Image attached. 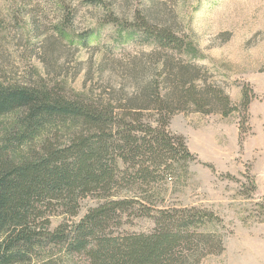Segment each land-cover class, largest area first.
<instances>
[{
	"label": "trees",
	"instance_id": "obj_1",
	"mask_svg": "<svg viewBox=\"0 0 264 264\" xmlns=\"http://www.w3.org/2000/svg\"><path fill=\"white\" fill-rule=\"evenodd\" d=\"M125 33L151 52L118 88L68 98L48 85H0V119L16 116L0 125V264H201L225 252L214 212L158 206L167 181L195 160L170 121L241 112L242 144L254 93L243 87L234 105L171 28L143 20ZM88 198L99 204L72 221ZM55 217L65 221L52 230ZM139 218L154 221L151 233L122 232Z\"/></svg>",
	"mask_w": 264,
	"mask_h": 264
},
{
	"label": "rangeland",
	"instance_id": "obj_2",
	"mask_svg": "<svg viewBox=\"0 0 264 264\" xmlns=\"http://www.w3.org/2000/svg\"><path fill=\"white\" fill-rule=\"evenodd\" d=\"M143 20L192 43L196 64L234 105L241 104L243 87L254 93L242 144L241 112L171 118L170 131L185 138L195 160L186 175L167 181L158 206L206 209L222 219L224 228H216L226 236L225 252L201 264H264V0H0V85H48L68 98L118 88L133 61L151 52L126 39L125 29ZM15 119L1 118L0 125ZM98 204L84 200L72 221ZM64 221L53 218L51 229ZM154 227L139 218L122 232L148 234Z\"/></svg>",
	"mask_w": 264,
	"mask_h": 264
}]
</instances>
